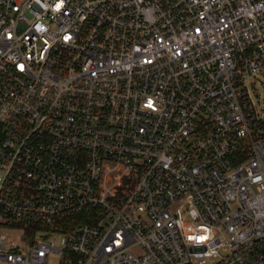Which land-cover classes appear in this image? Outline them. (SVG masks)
Returning a JSON list of instances; mask_svg holds the SVG:
<instances>
[{
	"label": "built area",
	"instance_id": "2783aa9c",
	"mask_svg": "<svg viewBox=\"0 0 264 264\" xmlns=\"http://www.w3.org/2000/svg\"><path fill=\"white\" fill-rule=\"evenodd\" d=\"M261 71L264 0H0V264H264Z\"/></svg>",
	"mask_w": 264,
	"mask_h": 264
},
{
	"label": "rangeland",
	"instance_id": "374dc122",
	"mask_svg": "<svg viewBox=\"0 0 264 264\" xmlns=\"http://www.w3.org/2000/svg\"><path fill=\"white\" fill-rule=\"evenodd\" d=\"M245 90L255 112L264 118V71H261L256 77L249 79L245 84ZM10 236L13 241L17 242L21 233L14 231L10 233ZM49 264H57L54 256L51 258Z\"/></svg>",
	"mask_w": 264,
	"mask_h": 264
}]
</instances>
